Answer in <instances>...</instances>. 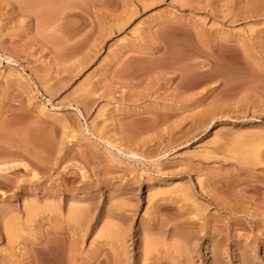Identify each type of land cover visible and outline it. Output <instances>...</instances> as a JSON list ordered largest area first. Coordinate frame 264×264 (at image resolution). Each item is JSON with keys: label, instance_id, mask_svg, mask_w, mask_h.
<instances>
[{"label": "rangeland", "instance_id": "374dc122", "mask_svg": "<svg viewBox=\"0 0 264 264\" xmlns=\"http://www.w3.org/2000/svg\"><path fill=\"white\" fill-rule=\"evenodd\" d=\"M0 264H264V0H0Z\"/></svg>", "mask_w": 264, "mask_h": 264}, {"label": "bare ground", "instance_id": "6f19581e", "mask_svg": "<svg viewBox=\"0 0 264 264\" xmlns=\"http://www.w3.org/2000/svg\"><path fill=\"white\" fill-rule=\"evenodd\" d=\"M10 61V60H9Z\"/></svg>", "mask_w": 264, "mask_h": 264}]
</instances>
